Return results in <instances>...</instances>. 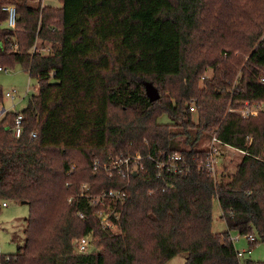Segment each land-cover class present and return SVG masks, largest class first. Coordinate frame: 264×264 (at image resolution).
<instances>
[{"label":"trees","instance_id":"1","mask_svg":"<svg viewBox=\"0 0 264 264\" xmlns=\"http://www.w3.org/2000/svg\"><path fill=\"white\" fill-rule=\"evenodd\" d=\"M59 2L0 0V68L20 65L38 81L23 110L0 116V205L29 206L23 245L0 264H166L179 254L184 264H256L230 236L264 242V108L236 111L264 103V0ZM212 136L245 152L226 179L201 167L199 145ZM174 153L186 171L159 173ZM128 155L140 156L135 175L103 169ZM109 189L123 199L80 194ZM214 199L222 232L212 229ZM113 210V227L103 226L99 214ZM84 236L89 253L75 248Z\"/></svg>","mask_w":264,"mask_h":264},{"label":"rangeland","instance_id":"2","mask_svg":"<svg viewBox=\"0 0 264 264\" xmlns=\"http://www.w3.org/2000/svg\"><path fill=\"white\" fill-rule=\"evenodd\" d=\"M32 1L35 2L36 0ZM42 4L59 6L60 2L59 0H42ZM210 74L211 71L208 70L206 75ZM0 85L4 91L13 88L17 91L15 100L17 104L15 107H12V100L10 97L5 96L3 98L2 104L4 107H11L12 111L23 110L28 103L29 97L38 90L37 79L31 78L20 65L8 68L7 71L0 70ZM27 86H29V90L26 92ZM159 120L162 122L169 121L165 115L161 116ZM182 140L183 137L180 136L175 138V141L181 146H183ZM207 142L208 139L205 138L199 146L203 147ZM242 156V153L228 148L219 159L217 174L223 175V178L226 179L230 173L234 172ZM6 203V206L0 205V253H14L17 251L18 247L24 243L23 229L26 224V217L29 213V206L27 203L15 201H7ZM212 229L216 232H222L227 229L224 220L221 218V210L216 199L213 200L212 205ZM236 234H238V232L231 231L232 237H235ZM240 237L242 238L235 240L234 244L237 250H245L243 259H249L256 264L264 262V242L257 241L250 245L244 236ZM184 262V254H179L169 259L166 264H184Z\"/></svg>","mask_w":264,"mask_h":264},{"label":"built area","instance_id":"3","mask_svg":"<svg viewBox=\"0 0 264 264\" xmlns=\"http://www.w3.org/2000/svg\"><path fill=\"white\" fill-rule=\"evenodd\" d=\"M4 9L8 12L7 18V26L10 28H15V7L13 5L4 6ZM0 70L7 71L6 68H0ZM17 91L13 88L11 90H6L4 92V97L8 96L11 99L16 97ZM264 108V103L262 102H252V103H245L242 107L236 109V111L243 117L246 116H255L257 115L260 109ZM190 111H195L194 106H189ZM3 111L0 110V116ZM22 115L18 114L15 118L14 125L12 127L13 134L16 137H19L22 134L23 127L21 124ZM30 135L34 137L36 134L35 132H31ZM206 145V147H205ZM202 148L205 149V159L201 161V167L208 173L215 176L217 174V166L219 159L223 153L227 151L228 148L236 150L244 154L245 152L232 147L226 143H223L220 139L216 136H212L208 138L207 144H205ZM142 165L140 163V156L139 155H128L126 157L117 156L115 158H111L110 162L106 163L103 166V169L108 172V174L116 173L123 178H128L129 175L133 172H136ZM187 163L184 157L179 153H174L172 155H168L165 160H162L158 164V171L159 173L163 172L164 170L177 173L186 171ZM84 186V185H83ZM81 195H85L86 197H90L92 204H103L105 200L114 201V203L119 202L123 199L125 192L122 189H109L107 191H103L96 195H90L88 193H84L83 191L80 193ZM2 206H6V202L1 203ZM115 209V206H113ZM113 213L114 216H117L115 210L111 212H102L99 214L101 223L105 227H113V222L110 219V215ZM240 236H244L247 239L248 243L251 245L256 241V236L254 234H236L235 237L230 236V239L234 242L235 240L239 239ZM91 238L89 236L81 237L75 240V248L79 253H89L93 251V245L91 243ZM244 249L237 250L238 256H244Z\"/></svg>","mask_w":264,"mask_h":264},{"label":"water","instance_id":"4","mask_svg":"<svg viewBox=\"0 0 264 264\" xmlns=\"http://www.w3.org/2000/svg\"><path fill=\"white\" fill-rule=\"evenodd\" d=\"M142 84L144 86L145 93H146V95L150 101H153V100H156L157 98H159L160 93L151 81L143 79ZM135 173L136 172H133V175H135ZM21 203H26V202L21 201Z\"/></svg>","mask_w":264,"mask_h":264},{"label":"crops","instance_id":"5","mask_svg":"<svg viewBox=\"0 0 264 264\" xmlns=\"http://www.w3.org/2000/svg\"><path fill=\"white\" fill-rule=\"evenodd\" d=\"M28 90H29V86H27L26 92H27ZM26 92H25V93H26ZM25 93H24V94H25ZM20 99H21V98H20ZM20 99H19V100H20ZM11 100H12V107H15V105L17 104V102H15L16 97H15L14 99H11ZM11 109H12L11 107L6 108V107H4L3 104H0V110L3 111V112H4V111H11ZM240 238H242V237H240ZM240 238H239V239H240Z\"/></svg>","mask_w":264,"mask_h":264}]
</instances>
